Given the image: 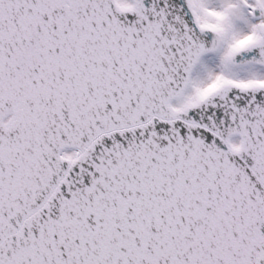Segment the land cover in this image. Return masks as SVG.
<instances>
[{
	"label": "snow or ice",
	"instance_id": "snow-or-ice-1",
	"mask_svg": "<svg viewBox=\"0 0 264 264\" xmlns=\"http://www.w3.org/2000/svg\"><path fill=\"white\" fill-rule=\"evenodd\" d=\"M0 264H264V0H0Z\"/></svg>",
	"mask_w": 264,
	"mask_h": 264
}]
</instances>
